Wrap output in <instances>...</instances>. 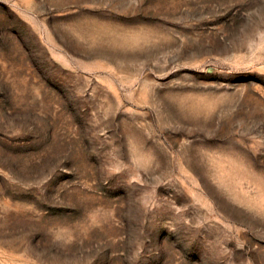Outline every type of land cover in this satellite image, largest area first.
I'll list each match as a JSON object with an SVG mask.
<instances>
[{"label":"rangeland","instance_id":"obj_1","mask_svg":"<svg viewBox=\"0 0 264 264\" xmlns=\"http://www.w3.org/2000/svg\"><path fill=\"white\" fill-rule=\"evenodd\" d=\"M0 264H264V0H0Z\"/></svg>","mask_w":264,"mask_h":264}]
</instances>
